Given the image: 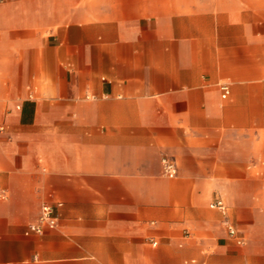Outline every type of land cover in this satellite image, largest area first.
I'll use <instances>...</instances> for the list:
<instances>
[{
    "label": "crops",
    "instance_id": "1",
    "mask_svg": "<svg viewBox=\"0 0 264 264\" xmlns=\"http://www.w3.org/2000/svg\"><path fill=\"white\" fill-rule=\"evenodd\" d=\"M0 264H264V0L0 1Z\"/></svg>",
    "mask_w": 264,
    "mask_h": 264
},
{
    "label": "built area",
    "instance_id": "2",
    "mask_svg": "<svg viewBox=\"0 0 264 264\" xmlns=\"http://www.w3.org/2000/svg\"><path fill=\"white\" fill-rule=\"evenodd\" d=\"M0 1H3V0H0ZM163 163H164L165 171L168 175L174 176L177 173L176 163L173 160H171L169 158H164ZM213 205L218 206L221 209L226 208V205L221 198L217 199L213 203ZM57 222H58V218H57V215L55 214L54 207L51 204L45 203L41 207L40 223L33 224L32 228H34L38 231H41L42 226L44 224L55 225V224H57ZM229 232L231 235H234L237 237L238 242L244 241V239L238 235V231L234 226H232V225L229 226Z\"/></svg>",
    "mask_w": 264,
    "mask_h": 264
}]
</instances>
